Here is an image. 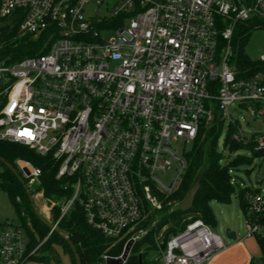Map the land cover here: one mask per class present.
<instances>
[{
    "label": "built area",
    "instance_id": "built-area-1",
    "mask_svg": "<svg viewBox=\"0 0 264 264\" xmlns=\"http://www.w3.org/2000/svg\"><path fill=\"white\" fill-rule=\"evenodd\" d=\"M91 3L98 14L102 0H0V28L12 19L20 37L47 36V52L0 66V141L51 155L55 178H73L55 227L77 203L89 226L132 251L178 208L166 202L188 170L178 144H192L216 111L236 123L232 106L264 123V55L240 77L233 45L238 24L264 20V0H120L103 20L85 16ZM252 135L264 149V133L246 136L239 124L233 140ZM17 164L24 179H39L31 163ZM263 204L252 197V210ZM246 230L261 233L256 224ZM48 236L28 250L25 230L6 227L0 264H24ZM159 242L152 264H209L226 249L201 219Z\"/></svg>",
    "mask_w": 264,
    "mask_h": 264
},
{
    "label": "trees",
    "instance_id": "trees-1",
    "mask_svg": "<svg viewBox=\"0 0 264 264\" xmlns=\"http://www.w3.org/2000/svg\"><path fill=\"white\" fill-rule=\"evenodd\" d=\"M260 28H264V20L240 23L235 29L238 36L234 37L233 45L237 53V68L240 77L249 76L260 69L259 62L252 61L244 52V45L251 31ZM46 40V35L39 39H33L30 35L20 37L16 21H13V25L12 19L9 23L6 21L4 27L0 28V63L4 66H12L26 58L45 53L47 52V49L44 48ZM3 101L0 98V107ZM237 126V122L229 124L227 134L224 137L223 148L227 150L229 157L223 165L221 161L224 157L219 151V140L225 127V121L216 111L212 125L201 128L196 140L192 143L191 150L185 153L188 170L181 186L166 201L172 205L180 203L186 197L192 185L200 179V190L195 196L192 209L181 212L177 208L170 214H166L156 231L159 232L162 227L169 226L166 235L168 233L175 234L183 230L190 221L196 219H201L213 228L216 226V218L210 204L217 202L221 205H230L232 199L236 198L245 223L256 224L261 228V233L254 236L260 247L261 255L259 258L252 259L250 264H264V204L259 212L252 210L251 199L260 196L259 189L242 186L241 178L238 175L239 172L243 171L249 176L252 171L250 166L254 159L264 158V149H256L255 135H252L246 141L233 140V135L237 132ZM241 152H249L252 157L241 154ZM0 158L16 168L20 175L22 174L16 164L17 160L29 162L40 170V186L35 191L28 187V191L31 195L37 191H42L49 203H55L51 210L54 221H57L60 217L61 203L70 199L73 194V178L65 177L57 180L55 175L59 163L51 155H37L33 150L19 144L0 141ZM0 164L3 168L0 171V191L8 196L19 221L18 226H15L9 220L0 221V233L8 226L24 229L29 241L28 250H32L49 235L51 230L36 216L27 190L18 178L3 163L0 162ZM24 180L28 186L27 180ZM58 228L69 234L70 240L79 254L81 264H105L104 256L118 257L123 252L124 243L114 245L112 240L87 224L84 212L77 203L61 219ZM166 237L168 236L164 238ZM152 238L153 234L138 242L133 247L125 264H152L146 261V253L153 251V249L156 250ZM58 248L70 257L72 264H75L72 250L57 231H53L40 246L37 255L27 261L50 264L54 260L58 264V259L55 260V258H58L56 253ZM140 256L142 257L141 262L139 260Z\"/></svg>",
    "mask_w": 264,
    "mask_h": 264
},
{
    "label": "rangeland",
    "instance_id": "rangeland-1",
    "mask_svg": "<svg viewBox=\"0 0 264 264\" xmlns=\"http://www.w3.org/2000/svg\"><path fill=\"white\" fill-rule=\"evenodd\" d=\"M102 2V5L99 6L98 14H96L97 6L95 4L91 3L87 5L84 10L85 16L88 19H94L97 17L98 19L103 20L107 18L108 12L111 11L120 2V0H102ZM126 26H128V23H126ZM237 36L238 33L235 31V37ZM102 38L107 40L115 39L116 33L115 31H102ZM244 52L252 61H259L260 57L264 55V28L254 29L253 31H251L244 45ZM235 108V106H232L230 108L232 118L234 122H238L246 136H249L252 133L256 132L264 133V123L250 119L244 111L240 109L237 110ZM227 129L228 123L225 124L222 136L219 140V151L224 157V159L221 161L222 165L227 162V159L229 157L227 150H224L223 148V140L227 134ZM191 148L192 144L184 145L183 143H181L176 146V149L180 154H182L183 152H189ZM241 154L252 157L249 152H241ZM18 161L20 160H17L16 164ZM21 164L23 165V163ZM17 166L20 170L18 164ZM2 169L3 168L0 164V171H2ZM250 169H252V171L249 176L243 171L238 173L239 177L241 178V184L242 186H248L251 188L259 189V198L264 199V158H255L252 165L250 166ZM27 184L32 191H35L40 186V179L34 182L27 180ZM32 196L34 199V204L38 211L44 216L46 221L51 224H54L56 221H54L51 209L55 206V203H49V201L44 197L42 191H37L33 193ZM210 205L214 212L217 222L216 226L212 229L218 236L221 237L225 245H229L235 242V240H228L225 237V231L227 229L236 232L238 238H243L244 235L246 236L247 230L245 219L243 217V214L239 207V203L236 198L232 199V203L230 205H221L217 202H212ZM4 220L11 221L15 226H18L19 224L17 214L12 204L10 203L8 196L4 192L0 191V221ZM168 230L169 226L166 228H162L161 232H159L155 238H152L154 240L156 250L153 249V251L146 253V261L150 262L152 258L155 257L157 252L159 250H162L163 245L161 242H159V240H164L165 236L169 237V233L168 235H166V232ZM157 238L159 239L157 240ZM56 253L58 258H55V260L58 259V264H72L70 257L63 253L62 250L58 248L56 249ZM25 264L41 263L30 260L27 261ZM50 264H57V262L53 260L50 262Z\"/></svg>",
    "mask_w": 264,
    "mask_h": 264
},
{
    "label": "water",
    "instance_id": "water-1",
    "mask_svg": "<svg viewBox=\"0 0 264 264\" xmlns=\"http://www.w3.org/2000/svg\"><path fill=\"white\" fill-rule=\"evenodd\" d=\"M0 162L3 163L18 178V180L21 182V184L23 185V187L27 190L29 200L31 201L32 207L34 209V212H35L36 216L39 218V220L41 222H43L48 228H50V230L57 231V232H59L62 235L63 239L68 243L70 249L73 252L75 264H81V260H80L79 254L77 253L75 246L72 244V242L70 240V237H69V234L65 230L60 229L58 227H55L53 224H51L48 221H46V219L44 218V216L36 208V206L34 204L33 196L28 191V186L25 183L24 176L23 175H20L19 171L16 168H14L12 165H10L9 163L5 162L1 158H0ZM20 172H21V174L25 173L26 175H28V171L26 169H23ZM200 186H201V181H200V179H198L192 185V187L190 188L188 194L183 199V201H181L179 203L178 209L181 212H187L190 209H192L195 196L197 195L198 191L200 190ZM225 237L228 240H235L236 239L235 233L233 231H230L229 229H227L225 231ZM131 248H132V243L129 242L126 245V247L124 248L123 254H122V256L120 258H108L106 260L105 264H124V262L127 260L128 256H129V253L131 251ZM139 260L141 262V260H142V257L141 256L139 257Z\"/></svg>",
    "mask_w": 264,
    "mask_h": 264
},
{
    "label": "crops",
    "instance_id": "crops-1",
    "mask_svg": "<svg viewBox=\"0 0 264 264\" xmlns=\"http://www.w3.org/2000/svg\"><path fill=\"white\" fill-rule=\"evenodd\" d=\"M234 233L235 242L226 245V249L217 253L209 264H250L252 259L260 257L261 250L255 237L244 235L243 238H238L237 233Z\"/></svg>",
    "mask_w": 264,
    "mask_h": 264
},
{
    "label": "snow or ice",
    "instance_id": "snow-or-ice-1",
    "mask_svg": "<svg viewBox=\"0 0 264 264\" xmlns=\"http://www.w3.org/2000/svg\"><path fill=\"white\" fill-rule=\"evenodd\" d=\"M21 135H28L27 133H21Z\"/></svg>",
    "mask_w": 264,
    "mask_h": 264
}]
</instances>
